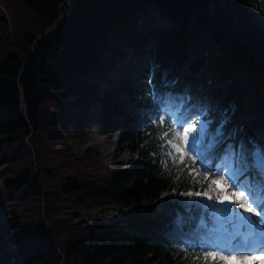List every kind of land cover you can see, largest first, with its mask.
Listing matches in <instances>:
<instances>
[{"label": "trees", "instance_id": "obj_1", "mask_svg": "<svg viewBox=\"0 0 264 264\" xmlns=\"http://www.w3.org/2000/svg\"><path fill=\"white\" fill-rule=\"evenodd\" d=\"M0 5L7 13L0 10V45L12 55L0 63V192L13 205L6 226L18 235L10 238L16 247L12 263L193 264L199 255L201 264L200 254L174 246L164 233L176 214L185 213L173 200L202 189L203 178L188 174V161L164 157V125L143 120L141 112H151L150 95L161 88L162 74L169 78L182 71L184 86L195 95V79L204 87L208 74L223 77L228 65L264 86V0H0ZM150 7L169 28L144 27ZM112 30L118 45L108 49L122 58L121 64L113 61L116 72L144 46L148 58L140 67V84L115 83L112 90L121 95H102L78 76L99 61L95 49L106 47ZM222 82L235 85L231 77ZM220 92L210 89L205 96L210 105L202 118L213 128H226L240 110L236 97L235 109L218 104ZM69 103L83 106L81 124L92 136L118 133L117 149L132 158L124 169L119 164L118 171L98 175L107 168L98 162L96 145L81 158L73 153L63 136ZM129 104L139 113L130 112ZM251 122L242 127L245 138ZM108 206L122 217L92 222L85 214Z\"/></svg>", "mask_w": 264, "mask_h": 264}, {"label": "rangeland", "instance_id": "obj_2", "mask_svg": "<svg viewBox=\"0 0 264 264\" xmlns=\"http://www.w3.org/2000/svg\"><path fill=\"white\" fill-rule=\"evenodd\" d=\"M24 11H21L23 13ZM147 19V17H145ZM164 23V22H163ZM165 24V23H164ZM148 26H153L148 24ZM164 26V25H163ZM50 29H47L46 32H49ZM7 33L11 32V29H6ZM40 37V36H38ZM201 38L204 39V37L201 35ZM204 44L207 45V41L204 39ZM109 47V46H108ZM4 49L6 47L4 46ZM146 48L144 47L142 49V52L140 54L141 57H139L137 60L131 59V66L134 67L137 63V61H140L141 58L147 57L146 56ZM34 52V48L31 49L30 53ZM140 52V51H138ZM100 54V53H99ZM99 55L100 59V64L103 67L104 70L106 71H112L115 72L114 70V65L112 63L113 60H115V63H122L118 60L116 56H111L110 54H106L104 56ZM12 55L5 54L2 48V44L0 45V63L2 60L5 58L11 57ZM118 61V62H117ZM104 77L103 79L105 81H111L118 79L120 76H126V79H129V81L132 80V73L129 71H123L121 74H118L117 76H111L108 73L106 74L105 72H102ZM128 76V77H127ZM224 77H233L235 84L237 83V94L241 95L242 97V103H243V113L239 117V119L236 122V126L234 130H230L229 136H231V133L233 131H237L239 127H241L243 124H241V121L243 119L249 117V116H255V119L257 120V127L255 129V133L258 135L256 136L252 142H242L243 145L247 146L248 148L253 146L254 143L257 141H260L258 137H261L264 131V126L262 125L264 123V107L261 108L258 105V99L263 98V91L262 88L259 87L254 81L250 79H246L244 75H238L234 68L232 66H228ZM136 83H139L138 79H134ZM101 94H106L107 92L111 91L114 95H121L119 92L112 91V88L110 86L104 85L101 86ZM194 87H196L194 85ZM166 107L164 109V115L167 119V128L168 132L172 134V136L176 139L178 142V137L176 136V131L179 129H174L173 127H170V125H173V122H175V125L182 124L183 121L186 118H193L199 114V111L196 113H193V116H184L183 113H187L188 110H192L193 108H196L198 105V101H195L188 105L185 108L179 107V104L176 106V108H173L171 105H169V94L166 95ZM141 99V98H139ZM154 100V96L152 98ZM182 104L186 103V98L181 99ZM245 102V103H244ZM248 104V105H246ZM181 106V105H180ZM127 108L129 109L130 112H133L135 114H138L139 111L137 110V107L133 104L127 105ZM179 111V112H178ZM70 115L68 121L63 124L64 129L66 130L63 133V136L66 139V144L70 147V149L73 151V153L81 158L87 150H90L93 145L97 146V159L98 162L106 167L107 169L102 172H99L98 175H108L111 172H116L119 169V164L121 167V170L124 169L130 162H131V155L127 151H119L117 149V142H118V134L117 133H112L110 135H106L103 137H94L90 133H88L81 124L82 119L85 117V113L83 110V106L81 104H77L76 107H70ZM159 115L158 114H151L149 115L152 119L153 122L159 121ZM238 126V128H237ZM220 132L217 130H207L206 126L200 122L199 126V137L197 141H194V144H200V151H199V156L198 158L196 156H192L191 154L186 155L185 158H188L190 162L192 163V168L195 169L196 173L203 176L205 178L206 183L210 184L211 181L216 180L217 183L215 186L212 187V189H209L206 191V193L201 194L200 196H197L193 194L191 197L189 196H181L177 198V202L183 206H186V203L190 202L197 207L198 205H203L204 207H208V203L206 199H208V196L213 197V195L221 196L222 193L217 190V187L219 188H224L225 191L229 194V197H231V190L225 186L223 181H220L219 177H216V174H219L222 170V168L227 167L228 172L230 177V180L232 183H236L237 179L239 181H243L246 183L247 179H245L244 175H241L240 172L243 171L239 167V157L237 156V166L234 168L233 167V153L236 152L238 153L240 151V146L242 144H237V147L234 149L233 145H229L228 142L225 144L224 148L222 147L223 151H219V153L215 155H209V149L212 147V145L215 142V136L216 134H219ZM218 138V137H217ZM234 140V139H232ZM94 147V146H93ZM173 152V155L169 156L170 158H173L175 156V152L171 149V147L168 148V152ZM197 149L196 147L192 148V152H196ZM226 152L227 155H224L223 153ZM215 156V158H213ZM217 160L219 162H222V166L219 165V167L215 166H210L208 169L205 168V164L209 165V162L211 160ZM207 170V171H206ZM247 172V171H245ZM212 176V177H211ZM247 176V174H246ZM244 183L240 185L241 187L244 186ZM3 197L0 192V209L3 207L7 208V204L2 201ZM233 205H236L234 203H231ZM220 207V205H213L211 206V210L216 209ZM236 207L240 209L237 205ZM89 215V220L92 222H102L103 220L114 218V217H119V212L112 206H108L106 208H91L86 210L85 214ZM216 216V215H215ZM209 217V216H208ZM0 254L2 256H6L4 260H0V264H10V258L14 252L13 247H11L10 243L7 241V235L5 234L6 231V225L5 222L8 219V214L5 213H0ZM179 225L182 224L183 222L179 221L177 222ZM174 224L172 228L167 232V237L170 239L176 240V238H183V235L180 233L179 230V225ZM193 221H191L190 225L187 226V228H193L192 226ZM197 227H201L204 224L196 223ZM7 234L10 236L11 239H16L18 237L17 232L14 230H8ZM190 247L189 243L187 245ZM192 248V247H191ZM252 262L251 258H243V259H237L235 261V264H250Z\"/></svg>", "mask_w": 264, "mask_h": 264}, {"label": "snow or ice", "instance_id": "obj_3", "mask_svg": "<svg viewBox=\"0 0 264 264\" xmlns=\"http://www.w3.org/2000/svg\"><path fill=\"white\" fill-rule=\"evenodd\" d=\"M151 83V82H150ZM153 102L156 104V110L159 115V121L161 124L167 123V119L165 117L164 109L166 107L164 99L156 95L154 93V100ZM199 126L200 121L199 119H193L191 117L186 118L182 124L175 125V122H173V125H170V127H173L174 129H179L176 131V136L178 137V142H174L172 139H167V133L163 134V138H165V142L171 147V149L179 155V158L181 162L184 160L186 155L191 154L192 156H196L198 158L199 151H200V144H194V141H197L199 137ZM196 147L197 151L192 152V148ZM218 144H213L212 147L209 149V155H214L217 151ZM223 151V149H221ZM261 149L257 148L255 146H252L251 149H249L245 145L240 146V151L238 153H233V167L235 168L237 166V156L239 157V167L243 171L240 172L241 175L245 174V171L251 170L252 167L255 166L254 158L261 156ZM224 155H227L226 152L223 153ZM169 156L173 155V152L168 153ZM219 167V165H217ZM207 171V170H206ZM228 171L227 167L222 168L221 172L219 173V179L220 181L225 182L227 188L231 190V197H229V194L225 191L224 188L217 187V190H219L222 195L218 196V202H225L228 203H234L236 204L240 209L243 210L244 213L249 214L256 218V223L261 225V236L264 237V179L260 181V188L261 191L259 193V196L261 198V203L257 204L256 202V196L257 194L253 191H251V183L247 187H241L240 181L237 179L236 183H232L230 179L226 178V173ZM190 176L193 178L196 177L197 173L195 169H190L189 173ZM217 181L213 180L210 182L209 187L212 186V184H216ZM181 195H188L191 197L193 195L192 192L188 193H181ZM195 195L200 196L201 193H195ZM209 200L211 199V196L207 197ZM254 242V233L249 234V238L245 239V245L246 248L244 250H241L240 252L235 251H225L223 248L220 247H203L201 248L200 252L203 256V260L201 261V264H235V261L237 259H243L246 258L244 256V251L247 250V245L249 243ZM262 252H264V249H261ZM200 259V256H196L193 259V264H196V261Z\"/></svg>", "mask_w": 264, "mask_h": 264}, {"label": "bare ground", "instance_id": "obj_4", "mask_svg": "<svg viewBox=\"0 0 264 264\" xmlns=\"http://www.w3.org/2000/svg\"><path fill=\"white\" fill-rule=\"evenodd\" d=\"M128 77V76H127ZM124 78H126V76H120L119 77V79L120 80H123ZM264 155V154H263ZM215 163H213V165H214ZM212 165V163H209V165L208 164H205V168L206 169H208L210 166ZM226 175V174H225ZM212 177V176H211ZM216 177H219V174H216ZM226 178H228V179H230L229 178V176L228 175H226ZM224 184H225V182H224ZM225 186H226V184H225ZM253 187V186H252ZM251 187V191H253V192H255L256 194H257V196H256V202L259 204V202H260V196H259V193H260V188L259 187H257V186H254L253 188ZM231 212V209H229L228 210V213H230ZM244 217V216H243ZM243 217H241L242 219H243ZM1 220V219H0ZM1 222V221H0ZM1 252V251H0ZM6 256L4 255V256H2V254H0V260H4V258H5ZM252 263H250V264H264V257L263 256H253L252 257Z\"/></svg>", "mask_w": 264, "mask_h": 264}]
</instances>
